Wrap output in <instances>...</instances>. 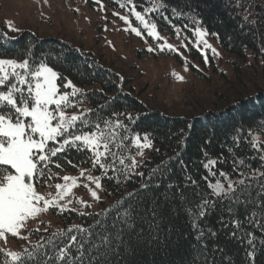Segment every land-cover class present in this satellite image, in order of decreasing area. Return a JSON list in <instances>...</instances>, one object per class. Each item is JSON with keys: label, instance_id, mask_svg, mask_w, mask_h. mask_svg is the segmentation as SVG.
I'll return each mask as SVG.
<instances>
[{"label": "trees", "instance_id": "trees-1", "mask_svg": "<svg viewBox=\"0 0 264 264\" xmlns=\"http://www.w3.org/2000/svg\"><path fill=\"white\" fill-rule=\"evenodd\" d=\"M102 1L106 7L121 11L133 6L121 8L125 0ZM133 3L136 10L157 24L158 31L172 38L185 35L193 39L196 27L206 30L219 42L222 51L242 63L257 65L258 77L264 78V0H162L164 8L147 13L145 9L152 7V0H133ZM173 9L184 15L174 14ZM4 31L2 27L0 52L12 55L0 58L23 59L27 55L30 60L45 61L81 88L79 104L95 109L97 116L106 119H117L114 112L130 114L135 117L133 121L119 117L127 124L128 134L142 138L147 133L152 141V147L137 160L139 167L129 173V179L119 172L103 176L98 168L92 170L101 176L105 198L99 212L53 210L57 223L54 230L45 227L44 232L33 235L25 248L44 244L52 233L80 225L92 233L84 234L89 240L85 248L91 243L100 244L101 236L113 237V250L106 257L92 251L99 264H264V227H261L264 195H258L264 191L261 187L264 175L260 174L264 173V160L260 159L264 155V86L253 85L250 96L218 113L206 112L191 120L170 118L159 111L147 110L132 96V88L130 94L123 91L126 81L119 82L115 74L99 66L81 49L70 48L56 39L40 40L28 32L8 41ZM240 65L235 64L239 68ZM253 142L260 151L252 148ZM135 153L136 149L131 148L124 155L136 157ZM208 159L217 160L213 169L217 175L222 170L233 181L245 179V184L251 187L241 195V200L254 203L232 204L234 211L229 213L230 201L220 203L216 197L209 196L216 206L206 208L207 214L198 217L197 205L210 192L207 184L215 182L203 167ZM53 160L62 165L59 169L51 166L58 173L90 167L88 155L74 150L58 154ZM239 160L244 164L234 163ZM189 177L197 183H191ZM222 182L226 186L227 182ZM125 210L130 213L131 227L122 223ZM234 219L241 221L239 229L234 227ZM121 230V239L117 241L115 234ZM104 251L101 247L100 252ZM250 252L252 256L248 255ZM78 254L73 248L72 255ZM3 259L0 254V264Z\"/></svg>", "mask_w": 264, "mask_h": 264}, {"label": "snow or ice", "instance_id": "snow-or-ice-1", "mask_svg": "<svg viewBox=\"0 0 264 264\" xmlns=\"http://www.w3.org/2000/svg\"><path fill=\"white\" fill-rule=\"evenodd\" d=\"M130 4L133 5L129 9L131 16L147 31L148 36L159 39L157 24L152 23L146 19L145 14L137 11L133 0H125L120 7L125 8ZM164 7L162 0H152V7L146 8L145 13L156 12ZM173 12L184 15L178 9H173ZM114 15L119 14L114 13ZM119 18L128 25L125 31L130 30L133 34L141 36V31L132 26L127 16ZM193 22L199 24V20L194 19ZM8 27L10 31H17L10 24ZM176 31L178 34L179 29ZM193 31L198 37L197 46L202 43L205 48L210 47L204 39L210 34L209 32L200 27H196ZM211 35L217 34L211 33ZM165 47L178 52V49L167 43L160 45V50L164 51ZM153 50V48L148 49L149 52ZM212 51L216 54L215 49ZM9 55L12 54L0 52V57ZM187 70L186 67L185 71ZM176 79L182 81L183 77L176 75ZM79 95L80 89L75 87L71 80L63 77L43 60H30L27 55L23 59L0 58V239H4L5 242L7 234L27 240L28 236H22L21 231L27 228L29 221L49 212L50 209L61 213L69 210L79 211L69 208V205L74 203L71 198L73 189L80 187L78 179L85 178L95 185V189L102 187L101 176L91 175L93 169L98 168L103 176H108L109 172H119L129 179V173L134 172L139 167V163L135 156H125L124 153L135 148V155L142 156L144 150L152 147V141L147 133L142 138L138 134L131 136L128 134L127 124L119 117L133 121L135 117L130 114L114 112L113 116L117 119L113 120L97 116L95 109L69 113V109L77 108L80 103L77 99ZM251 146L258 151L261 150L255 142ZM72 150L87 154L90 167L81 169L79 177L63 176V183H57L54 186V195L40 194L37 191L38 185L47 184L52 187L48 183L54 178L51 166L54 165L57 169L62 167L53 158H58V154ZM260 159L264 160V155H261ZM126 160L130 163L126 164ZM234 163L243 165L244 161L239 160ZM216 164L217 160L213 159L203 163V167L208 170V175L215 178V182L207 184L210 192L202 196L201 203L197 205L198 217L207 214L206 208L216 206L209 196L216 197V202L220 203L224 200L230 201L227 209L229 213L234 211L232 204L254 203L251 200H241V195L251 185H246L245 179L231 180L229 173L222 170L217 175V172L213 171ZM155 171L156 169L153 170ZM236 171L237 168L234 167L233 172ZM86 173H88L87 176ZM135 174L143 175L140 172ZM260 174L264 175V173ZM241 175L244 174L241 173ZM222 181L227 182L226 186ZM191 183L197 182L191 180ZM83 187L88 189L93 200H99L97 191L89 188L88 183H85ZM261 187L264 190V185ZM258 195H264V191ZM75 204L90 207L80 199H76ZM83 214L80 212V215ZM123 217L122 223L131 227L129 223L131 216L127 210L124 211ZM245 219L250 221L247 216ZM99 223L100 221H97V224ZM232 223L236 229L241 227V221L238 219H234ZM261 227H264V223H261ZM85 233L92 234L89 228L73 225L66 231L52 233L44 244L24 248L21 252L0 249V254L4 257L2 264H93L94 261L99 264L98 258L92 256V251L95 250L106 257L107 253L113 250V237L101 236L100 244L91 243L89 248H85V245L89 244ZM121 235L122 230L117 231L114 239L120 241ZM57 240L59 244L56 243ZM101 247L105 249L104 252H100ZM45 248H47L46 251L41 250ZM73 248L79 253L78 255H72ZM248 255L252 256V253Z\"/></svg>", "mask_w": 264, "mask_h": 264}, {"label": "rangeland", "instance_id": "rangeland-1", "mask_svg": "<svg viewBox=\"0 0 264 264\" xmlns=\"http://www.w3.org/2000/svg\"><path fill=\"white\" fill-rule=\"evenodd\" d=\"M129 9L121 11L120 8L106 7L102 0L99 3L97 0H0V29L4 27L6 35L11 38L28 32L39 39H56L71 48L81 49L99 66L115 74L119 82L126 81L123 91L130 94L132 88V96L147 110L159 111L170 118L191 120L206 112L218 113L222 108L250 96L253 85L264 86V78L258 77L257 65L242 63L225 53L215 38L209 35L204 37L210 46L208 48L202 43L197 46L196 35L193 39L185 35L172 38L157 30L160 38L153 39L131 16ZM120 16H127L132 26L141 31V36L130 30L125 31L128 25ZM9 24L17 31H10ZM165 43L178 49V52L167 47L161 51L160 45ZM149 48L154 50L149 52ZM212 49L216 50V54ZM236 63L241 64L240 68L235 66ZM236 69L239 70L234 72ZM176 75L183 77V80L178 81ZM84 109L89 108L79 104L68 111L72 113ZM145 155L144 150L143 155L135 159L139 160ZM81 169L86 168L80 167L76 172L52 171L56 176L55 180L48 182L52 187L47 184L44 188L37 186V191L45 196L54 195V186L63 183V176L79 177ZM91 175L98 176L94 172ZM78 183L80 187L73 189L71 198L74 203L69 208L84 212H88V209L95 213L100 211V203L105 200L103 187L95 189V185L83 177L78 179ZM85 183L97 191L98 201L93 200L88 189L83 187ZM76 199L90 207L75 204ZM52 212L50 209L28 222L27 228L21 231L22 236H28L27 240L7 234L6 242L0 239V249L20 252L33 233L45 227L54 230L57 223Z\"/></svg>", "mask_w": 264, "mask_h": 264}]
</instances>
